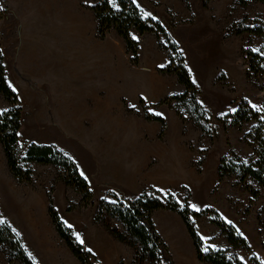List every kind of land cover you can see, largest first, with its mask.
<instances>
[{
  "label": "rangeland",
  "instance_id": "1",
  "mask_svg": "<svg viewBox=\"0 0 264 264\" xmlns=\"http://www.w3.org/2000/svg\"><path fill=\"white\" fill-rule=\"evenodd\" d=\"M245 1L247 5L240 0H137L182 50L208 120L210 131L205 134L187 105L168 101L186 89L165 71L169 53L163 36L132 31V38L138 37L134 39L138 62L133 63L132 53L115 31L99 38L94 0H0L1 49L8 84L22 109V151L32 143L54 147L84 172L93 194L91 206L81 208L80 195L53 166L27 165L32 180L19 182L0 144L1 219L3 211L22 212L17 206H31L35 215L38 208L44 210L47 216L40 225L49 227L46 238H57L59 252L65 251L59 253L60 259L81 264L50 218L51 196L55 206L65 208L76 238L77 233L85 235L106 264L120 262L114 254H129L120 264H140L132 247L96 222L100 202L128 204L143 194L171 195L181 204H196L200 211L216 210L226 223L233 222L231 226L249 246V250L231 247L208 218L197 219L199 235L210 237L215 250L228 251L229 258L244 264H254L255 259L264 264V230L258 220L264 191L253 184L262 192L253 201L234 178L219 177L223 158L236 155L247 162L253 154L246 135L256 123L234 128L229 116L241 103L264 106L263 82L249 75L247 60L248 52L264 57V37L235 34L248 27L264 29V3ZM82 73L90 74L89 84L73 77ZM149 108L163 115H154ZM9 109L0 95V113ZM260 114L264 120V111ZM149 116L163 118L164 128ZM110 222L125 232L117 220ZM153 222L167 247L162 264H202L177 214L157 211ZM33 225L20 223L28 231L24 234L29 243L42 254ZM0 264H9L1 249Z\"/></svg>",
  "mask_w": 264,
  "mask_h": 264
},
{
  "label": "trees",
  "instance_id": "2",
  "mask_svg": "<svg viewBox=\"0 0 264 264\" xmlns=\"http://www.w3.org/2000/svg\"><path fill=\"white\" fill-rule=\"evenodd\" d=\"M93 8L98 22V36L104 39L109 33L115 31L126 43L128 51L132 53L133 63L138 62V43L132 38V31L140 35L153 34L165 38L166 50L169 53V65L165 71L174 74L181 85L186 89L182 95L174 96L168 101H176L177 104L187 105L196 125L205 134H208V120L202 106L197 101L198 88L185 63L184 55L179 46L171 40L168 32L162 24L152 18H145L140 8L131 0H117L119 10L112 7L108 0H94ZM256 3H264V0H251ZM242 5H247L245 0H240ZM3 11L0 6V20ZM255 34L264 37V29L261 27H248L236 30L235 34ZM160 38V37H159ZM161 46L164 45L161 42ZM1 49V39H0ZM249 75L263 82L264 92V57L260 54L248 52ZM0 95L9 103L11 109L0 113V144L3 148L11 174L19 182L30 183L33 171L27 165L37 164L53 166L60 173L63 182L73 188L81 197V208H88L92 204L93 194L87 180L81 175L77 164L52 146L28 144L23 152L21 148L22 109L19 107L17 93L10 87L7 81L4 56L0 55ZM231 126L242 128L255 122L256 126L246 135V139L252 149L251 158L245 162L236 155L222 159L219 167L220 179L234 178L236 184L249 192L253 201L261 198L264 191V120L260 112H256L247 103H241L238 110L231 116ZM149 120L156 121L165 126V120L157 116H149ZM189 202L184 204L176 201L171 195L160 198L154 195L143 194L131 202L124 203L116 200L115 203L106 200L100 202L96 222L103 224L110 233L121 243L132 247L136 253V262L140 264H162V259L167 247L156 230L153 222V214L157 211H171L177 214L184 222L187 231L193 241L197 258L202 264H244L236 257L231 259L228 251L212 250L203 251L205 246L196 227L197 219L208 218L221 234L227 239L233 248L249 250L247 242L241 238L236 229L226 223L214 209L195 211ZM49 215L60 238L66 243L74 257L81 264H100L98 258L87 251L77 241L73 230L67 227L58 214L52 197H49ZM111 219L117 220L125 229L120 232L112 224ZM0 220L1 213H0ZM259 225L264 230V204L259 212ZM0 249L7 255L9 264H35L28 256L21 238L7 223H0ZM254 264H260L256 259Z\"/></svg>",
  "mask_w": 264,
  "mask_h": 264
},
{
  "label": "crops",
  "instance_id": "3",
  "mask_svg": "<svg viewBox=\"0 0 264 264\" xmlns=\"http://www.w3.org/2000/svg\"><path fill=\"white\" fill-rule=\"evenodd\" d=\"M75 78V80L78 79V81H81L82 83L85 84H89L90 83V74L89 73H82L73 76ZM84 94V93H81ZM32 143V142H31ZM55 206V205H54ZM17 208H19L22 212H19V214H13L11 215L9 212L6 213V211H3V218L2 220L7 223L9 226H11V228L13 229V231L24 241L23 242V246L28 254V256L31 258V260L35 263V264H65L67 261H63L60 259V254H65V251L63 250V252H59V248H58V242H57V238H54V236H50L51 239L46 238V232L47 229H49V227L47 226L46 228L40 225L42 224V221H44V215H46V212L43 210L41 212L40 208H38L39 210V214L35 215L32 211V207L31 206H24V207H19L17 206ZM58 214L60 215V218L62 219V221L64 222V224L68 227L69 225V216L65 214V208L61 205H56L55 206ZM24 209V210H22ZM65 221H67V223H65ZM20 223L24 226H30V224H36L33 225L32 228V232L33 233H37V240L40 241V243L43 245V253H39L33 246L32 244L29 243V241L26 238V235L24 234L25 232H28L27 230H24L23 228L20 227ZM46 223V222H45ZM39 224V225H38ZM84 233V232H83ZM81 239L84 240V244L83 247L87 248V249H91V253H93L99 260L100 264H106L104 262V260L101 258V254L96 250V248L93 245L87 244V239H85V235L81 237ZM44 245L46 247H44ZM89 251V250H88ZM60 253V254H59ZM31 254V255H29ZM68 257V255H67ZM114 259L115 261L118 260L119 261L118 264L121 263L122 259L128 258L129 254L126 255L125 257H121L120 254L115 255L114 254ZM69 259V258H68ZM71 260H73L72 258H70ZM69 263V261L67 262Z\"/></svg>",
  "mask_w": 264,
  "mask_h": 264
},
{
  "label": "snow or ice",
  "instance_id": "4",
  "mask_svg": "<svg viewBox=\"0 0 264 264\" xmlns=\"http://www.w3.org/2000/svg\"><path fill=\"white\" fill-rule=\"evenodd\" d=\"M108 2L112 5L113 8L119 10V4L117 3V0H108ZM131 2L133 4H136L137 8H140V4L137 3V0H131ZM143 11V9H141ZM143 16L145 18H149L151 17L152 19H156V17L152 16V13L151 12H147V11H143ZM133 39H137L138 40V37H135L133 36ZM182 51V50H181ZM253 51H257V52H260L261 50L260 49H253ZM183 54V53H182ZM262 55H264V52H261ZM0 55H3V49H0ZM187 66V65H186ZM189 71H191V69H189ZM195 82V81H194ZM15 91V89H13ZM133 107H135V105H133ZM251 107L256 111V112H261V111H264V106H260V105H257L255 103H252L251 104ZM149 112H152L154 115H157V116H161L163 115V113H160V112H155L153 109L149 108L148 109ZM233 111H236L235 109H233ZM81 175L83 176L84 175V172L82 171L81 172ZM85 179H87V177L85 176ZM190 207H192L195 211H200L199 207L196 205V204H191ZM227 219V218H225ZM4 221L3 220H0V223H3ZM65 223H67V221H65ZM227 223L228 224H232L233 222L231 220H227ZM68 227H72L71 224L68 225ZM77 235V239L80 241L81 244H84V240L81 239L79 233L76 234ZM241 235H244L243 233H241ZM247 237H245L246 239ZM202 240L205 241V246L203 248V251L208 253L212 250H215L216 249V245L211 243L210 242V237H207V236H202L201 237ZM89 251H91V249H88ZM31 255V254H29ZM243 259V258H242Z\"/></svg>",
  "mask_w": 264,
  "mask_h": 264
},
{
  "label": "bare ground",
  "instance_id": "5",
  "mask_svg": "<svg viewBox=\"0 0 264 264\" xmlns=\"http://www.w3.org/2000/svg\"><path fill=\"white\" fill-rule=\"evenodd\" d=\"M74 67V66H73Z\"/></svg>",
  "mask_w": 264,
  "mask_h": 264
}]
</instances>
